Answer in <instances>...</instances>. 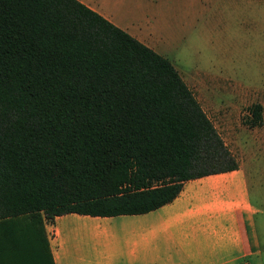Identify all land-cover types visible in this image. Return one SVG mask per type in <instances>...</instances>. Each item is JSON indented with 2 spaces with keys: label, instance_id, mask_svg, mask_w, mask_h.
Segmentation results:
<instances>
[{
  "label": "trees",
  "instance_id": "trees-1",
  "mask_svg": "<svg viewBox=\"0 0 264 264\" xmlns=\"http://www.w3.org/2000/svg\"><path fill=\"white\" fill-rule=\"evenodd\" d=\"M238 169L168 59L77 0H0V264H54L55 217L146 214Z\"/></svg>",
  "mask_w": 264,
  "mask_h": 264
},
{
  "label": "crops",
  "instance_id": "crops-1",
  "mask_svg": "<svg viewBox=\"0 0 264 264\" xmlns=\"http://www.w3.org/2000/svg\"><path fill=\"white\" fill-rule=\"evenodd\" d=\"M77 1L142 44L156 34L148 9L138 16L142 26H121L124 0ZM254 211L247 175L238 169L189 180L171 203L146 214L71 213L44 229L54 264H263Z\"/></svg>",
  "mask_w": 264,
  "mask_h": 264
},
{
  "label": "rangeland",
  "instance_id": "rangeland-1",
  "mask_svg": "<svg viewBox=\"0 0 264 264\" xmlns=\"http://www.w3.org/2000/svg\"><path fill=\"white\" fill-rule=\"evenodd\" d=\"M146 9L156 34L143 43L171 62L247 175L264 264V0H124L119 24L142 26Z\"/></svg>",
  "mask_w": 264,
  "mask_h": 264
}]
</instances>
